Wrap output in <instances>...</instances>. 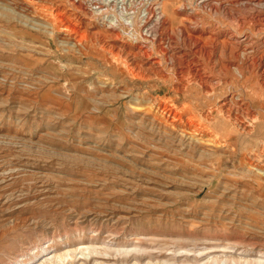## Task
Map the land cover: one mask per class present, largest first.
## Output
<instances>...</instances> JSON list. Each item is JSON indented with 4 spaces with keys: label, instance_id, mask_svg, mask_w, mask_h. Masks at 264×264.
I'll list each match as a JSON object with an SVG mask.
<instances>
[{
    "label": "rangeland",
    "instance_id": "obj_1",
    "mask_svg": "<svg viewBox=\"0 0 264 264\" xmlns=\"http://www.w3.org/2000/svg\"><path fill=\"white\" fill-rule=\"evenodd\" d=\"M24 1L0 0V264H21L47 243L53 245L49 254L29 264H264V179L246 172L250 153L260 155L264 169V137L238 134L218 151L205 147L214 151L207 160L196 149L211 134L202 127L204 135L190 141L194 128L180 126L190 122V111L205 116L229 95L246 107L256 76L239 75L244 59L226 54L215 66L218 74H210L211 84L216 81L210 99L190 73L182 96L174 80L182 59L206 63L194 57L192 40L213 47L230 42L231 33L244 39L250 33L239 26L260 25L264 0H161L165 36L148 44L132 35L147 24L152 1L126 0L121 17L112 12L130 22H121V41L131 45L130 53L141 43L162 62L167 80L139 72L140 61L133 66L131 55L93 45L92 34L110 33L89 4L32 0L63 10L72 24L81 21L75 26L87 38L77 45L74 32L51 29L46 17L19 7ZM148 97L146 111L129 108ZM170 103L179 111L175 125H169ZM259 114L264 123V110Z\"/></svg>",
    "mask_w": 264,
    "mask_h": 264
},
{
    "label": "bare ground",
    "instance_id": "obj_2",
    "mask_svg": "<svg viewBox=\"0 0 264 264\" xmlns=\"http://www.w3.org/2000/svg\"><path fill=\"white\" fill-rule=\"evenodd\" d=\"M81 1H82V3H80ZM151 1H152V3L149 6L150 16L147 17L148 20L145 22L147 24H145L144 27H141L140 26L141 24H140L139 27H138L139 31L135 32V33H137L136 36L134 34L132 35L133 37L136 38V39H133V40H135L137 42H139L138 39H137V37L140 38V39L141 38L145 39L146 41H148L147 42V44H148L150 41L151 42L152 41L155 42L154 41L155 39H161V38H163L165 36L163 34L162 30H161L162 29L161 27L164 26V24H165L164 23L165 22L164 21V15H163V12H162L163 11V8L162 7H161L162 9L159 8V6H161V5H159L160 4L159 2L161 0H151ZM75 2H77L78 4H80L78 6H80L82 8L89 4V6L86 7V8H89L92 11V12L91 11L90 12L92 13V16L94 17V19H96L97 24L101 28H105L110 33L108 36H104L102 38L101 37H98L97 34H95V33L92 34L90 36V38H91V41H93L92 42L93 45L98 44V43L99 44H102L103 45V49L105 51L107 50L109 53H115L116 52L117 54H127L126 56H130L131 55V59H132L131 62L133 64V66H135L134 64H137V60L140 61V66H137V65L135 66V67H138L139 72L145 71L146 73L150 74L151 76L158 77L161 80H167L168 79V76L164 74V71L162 69V62L160 60L153 59L152 58V55L147 50H145V48L142 46L141 43H139L140 45H138V48H136V52L130 53L131 52L130 51L131 45H127V43H124L123 41H121V39L123 38V34L126 33L125 30L123 28H121V24L124 23L125 25L129 26V23L130 22H129V19H127L128 22H129V23H127V20L126 19H125L126 21L123 22L118 17H116V16L113 17L112 15L114 13H112V12H115L116 13V11H117V14L120 13V17H121V14H123L125 11L128 10L127 9L128 7L125 4L126 3V0H122L121 3H118V2H115V1H112V0H75ZM204 2H205V0L202 1V2H200V4H202ZM24 3H25V5L22 4V5H20V6L18 5V6L21 7V8H23V10L25 12H30V14H33V13L36 14V15L41 14L44 17H46L48 19V24L51 26V29L58 30V32L61 35L64 36V35H67V34H69L71 32H74L77 35V37L75 38V41H76V44L77 45L78 44H81L82 40H84V38L86 37V35L84 34L85 36H83L82 33H81V35H79L78 34L79 33V31H78L79 29H77V26H75L77 24L79 25L81 23V21H80V23H77V22L75 23L74 22L75 24H72L70 19H66V13L63 10H61V9H59L57 7H47V6L36 5V4L33 3L32 0L24 1ZM256 4H257V2H256ZM260 6L264 8V2L263 1H260L259 2V7ZM261 15H260V17H262V19L260 21L257 20V21H259L260 25H254V27H249L250 24H253V23H251L252 21H247V22L244 21V22L241 23V25L238 23L240 25L239 27H241V29H240L239 32H242L243 33L245 31H249V33H250L249 35H246L244 37V39L237 38L236 35H235L236 33L234 35L231 33V35H230V40L231 41L230 42H227L226 41V42L220 43L219 45L217 44L216 46H213V47L205 46L203 44V42H202V44L200 43V45H197V44H199L198 41L197 40L196 41L192 40L193 41V45L196 46V48L194 50V54H195L194 57L200 56L201 57V60H202V58H205L206 59V63L205 64L200 63V62L198 63L199 60H195V61L193 60V63L190 64V63H186L187 61L184 62L183 59H182L183 66L182 65H181L182 67L180 66L181 67L180 68V74H179L180 76H178L180 78H178V77H175L174 78V80L176 81L175 91L177 92V94L179 96H182L183 94H185V92H186L185 90H187L186 89L187 86L185 85V82H187L188 80L185 81V79H187L186 78L187 77V74L190 73L192 75V78L194 79V82L196 84H199V86H200L199 88L202 89V92H203L202 94L204 96H206V97L209 98L210 96L213 95L212 94L213 88L216 85V81L213 82V83H215V85L214 84H211L209 78L212 77V76H210V74L211 73H214V72L215 73L219 72V71H215L216 70L215 66H218L221 63L222 58L225 57L226 54H228L230 57H232L233 59H236V60H239L240 57L244 59V60H242L244 62L243 63V66L242 67L239 66V65H238L239 67L237 66L239 72H241V73H238L239 75L240 74L244 75L245 74V71H246V73L247 72H250L251 75L254 74L253 77L256 76L255 77L256 80H254L255 78L252 79V80H254V83H253L254 86H252V88L250 90L251 91L250 92V97L247 100L248 101V105H246L247 104L246 103L247 101L245 100L246 101L245 102L246 103L245 104L246 107H244V104H241V102L239 101L241 99V97L239 98V100H236V98H235L234 95H229V96H227V97H225V98L222 99V101L218 105L219 107L217 106L216 109H212L211 108L212 110H210V108H209L210 112H208L207 115L205 114V116H202L204 113L202 115H199L196 112L190 111L191 112L190 122L188 124H184V125L181 124L180 125L181 127L182 126H188V128L189 127L190 128H194L193 129V132L191 131L192 133L187 132L188 134L190 133L189 135H191V137L188 138V139H190V141H192L191 140L192 137L197 136L198 134L203 133V131L201 130L202 127L211 134L210 136L207 137V139H205V142L202 140L203 143H200V145L198 147L199 149H196L200 153L201 157L199 155L198 156L200 158H202V159L207 158V157L211 158V157L214 156V155H212V153L214 151H211L209 149H207L206 151H204L205 147H208L209 148V146H210V147L215 148L216 151H218L219 149H223L226 146L231 145L232 142H233V140H236V137H238V134L252 136V138L260 139V140L264 137L263 136L264 135V132H263V134H259L262 131V129L264 128L263 127L264 126V123H262L261 121H259V119L261 118L259 112L260 111L263 112V110H264V104H263L264 101L263 102L261 101V100H264V95H263V93H264V26L261 25L262 24L261 22H264V13L261 14ZM254 17H256V16H254ZM34 25L36 26V28H38L40 26L41 27H44L41 24H34ZM76 29H77V31H76ZM129 29H132V27L131 28L129 27ZM127 34H128V32H127ZM67 36L65 38H67ZM69 36H71V34H69ZM256 37H259V39L258 40H255ZM147 39H149V40H147ZM189 39H191V38H189ZM166 45H168L169 48L173 49V46L171 44H168L167 43ZM241 46H244V48H245V49H243V52L245 53V55L244 54L241 55L238 52L240 50ZM247 49H250V52L249 53H248V50ZM164 50L165 49L162 48V51H164ZM187 50H190V49L187 48ZM180 52H182V51H180ZM185 53H187V52H185ZM192 54H193V52H192ZM179 57H185V55H182V56H179ZM194 57H192V58H194ZM205 59L203 61H201V62H204ZM225 62H228V61H225ZM229 62H231V61H229ZM234 62H235V60H234ZM194 63H195V65L193 66ZM240 63H242V62H240ZM210 64H212V66L214 68L212 66L210 67ZM220 67H221L222 70H226V71H230L233 68V67L231 68L230 66L223 67V64ZM242 70H243V73H242ZM251 75L249 77H251ZM243 77L242 78L244 80L245 79V76H243ZM149 80H150V78H149ZM243 80H242V82H243ZM247 80H246V82H247ZM252 80H250V82ZM246 82L244 81V83H246ZM223 83H225V82H223ZM226 83H228V82L226 81ZM196 84H194V85H196ZM247 84H249V83H247ZM218 85H220V84H218ZM245 86L247 87V85H245ZM249 87H250V85H249ZM194 88H195V86H194ZM191 89H193V88H191ZM191 89H189V90L191 91ZM242 89H240V90H242ZM197 90H199V89H197ZM193 92H195V91L193 90ZM242 93H244V92H242ZM239 94L240 93H238V95ZM190 95H192V94H190ZM187 96H188V94H187ZM192 96H194V95H192ZM196 96H198V95H196ZM201 96H199V97H201ZM215 96H216V94H215ZM218 97H217V99L219 100V98H221V97H219V98ZM196 98H198V97H196ZM246 98H247V96H246ZM244 99L245 98H243V100ZM143 100H144L143 101L144 102L143 105H141L139 107L131 105V106H129V108L130 109H133V110H136L137 112L146 111L148 105H150L152 103V99H151V97H148L146 99L143 98ZM138 101H141V99L138 98L137 99V102ZM164 102L167 103V104L169 103L168 100H165ZM199 102H198V104H200ZM184 106H185V108H183L181 112H183V110L187 109L189 105L186 104ZM251 109H253L255 111V114L254 113H251ZM167 114H168L169 117H170V115H174V119H172V122L169 125H175V124L179 123L178 121L180 119H177V115L179 114V111H176V106H175L174 103H170V106L167 109ZM185 115H186V113H185ZM144 117H145V115L143 116V119H144ZM164 123H165V121H164ZM160 124L162 126H166V128H170V126L167 125V122L165 124H162V123H160ZM213 124H216L215 126H217V127H213L212 128ZM175 127H174V129H175ZM172 131H174V130H172ZM184 131H187V130H184ZM213 132H216L218 134H221L222 136L225 137L226 140H224V141H222L223 139L222 140H219L218 139V136L217 135H214ZM180 135H181V137L186 138V135L185 134L181 133ZM203 135H204V133H203ZM169 136H170V134H169ZM226 141L229 143V145L227 144ZM223 142H226V144H224ZM192 146H194V145H192ZM263 146H264V143L262 142L261 143V147H263ZM185 147H184V149L187 148V147L186 148ZM193 149H195V148L193 147ZM256 149H257V147H256ZM236 156H234V158ZM249 157L250 158L248 160V164H247V167H246V172L248 174H251L253 177H255V178L259 179V180H263L264 179V169H263V166H261L260 165V162H259L260 155H258L257 153H255V154L254 153H250ZM207 160H208V158H207ZM263 182H264V180H263ZM105 215H107V214H105ZM105 215L103 214V216H105ZM110 217H112V216H110ZM105 219H107V218H105ZM52 247H53L52 244L47 243L46 246H44V248L42 250L34 253V255L32 254L33 256H26L25 261L21 262V264H29V262H31V261L33 263V260L34 259L39 258L41 255H43L46 252L50 251L52 249ZM48 254H49V252H48ZM37 261H39V260H37Z\"/></svg>",
    "mask_w": 264,
    "mask_h": 264
}]
</instances>
